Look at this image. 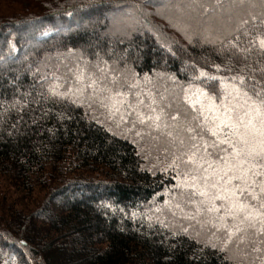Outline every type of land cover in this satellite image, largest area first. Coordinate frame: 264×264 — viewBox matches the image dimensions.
<instances>
[{
	"label": "trees",
	"instance_id": "trees-1",
	"mask_svg": "<svg viewBox=\"0 0 264 264\" xmlns=\"http://www.w3.org/2000/svg\"><path fill=\"white\" fill-rule=\"evenodd\" d=\"M30 1L0 18V264H237L222 245L179 226L176 207L166 213L165 180L129 137L101 122L95 105L49 93L65 77L63 57L71 69L128 67L136 79L182 89L200 85L193 76L215 73L231 54L200 28H174L156 0L149 11L128 0ZM174 1L196 18L205 12L195 0ZM124 8L140 22L133 34L122 33L132 20L116 24Z\"/></svg>",
	"mask_w": 264,
	"mask_h": 264
},
{
	"label": "snow or ice",
	"instance_id": "snow-or-ice-1",
	"mask_svg": "<svg viewBox=\"0 0 264 264\" xmlns=\"http://www.w3.org/2000/svg\"><path fill=\"white\" fill-rule=\"evenodd\" d=\"M195 2L201 7L214 3L215 8H204L206 13L224 6V0ZM249 2L228 0L214 38L205 37L206 42L219 43L231 58L224 66L214 65L215 73L199 70L193 80L200 85L181 89L179 99L185 106L181 126L175 124L180 113L166 111L171 104H165V97L157 101L148 94L151 102L146 105L139 81L129 83L123 73L99 63L69 69L49 93L80 105L87 101L89 107L103 109L117 126L146 125L148 135L156 131L167 137L173 157L169 167L180 177L174 187L191 208L184 218L210 227L213 235L221 233V251L234 245L264 253V12L233 10Z\"/></svg>",
	"mask_w": 264,
	"mask_h": 264
},
{
	"label": "rangeland",
	"instance_id": "rangeland-1",
	"mask_svg": "<svg viewBox=\"0 0 264 264\" xmlns=\"http://www.w3.org/2000/svg\"><path fill=\"white\" fill-rule=\"evenodd\" d=\"M117 3H122L125 0H113ZM132 1L133 4H143L145 5L146 11H149L152 9L150 6H148V3L154 4V0H128ZM156 4L159 8H161L164 12H166L171 17V24L174 28H178L180 31L189 28V34L194 31L195 28H200L201 32L205 37H208V39H213L214 36L212 35L211 31H214L216 34V30L220 28L222 24V15L224 9H228L229 5L226 7H223V9L217 10V12L214 14L213 17L208 19L209 21L206 22L205 19H203V15L205 12H202L200 16L196 18V15H193L194 10H188L186 8V2L181 1H174V0H156ZM31 2L30 0H0V18L2 17H9L12 13H15L16 11L20 10L22 6H24L26 3ZM113 3V2H112ZM169 3V4H168ZM184 4L185 10L179 9V7ZM206 3L204 4L205 8ZM215 4H212V8H215ZM264 8V3L256 2V0H250L249 3L245 4L242 9H236L234 8V11L242 10L244 12H251V13H259L261 9ZM124 14L117 20V23H123L128 22L132 20L131 25L125 26L123 29V34H133L135 30H138L137 28L133 27L134 22L140 23L138 19H132L131 17H127L125 14L129 12L127 8H124L122 10ZM264 12V11H263ZM207 14V13H206ZM214 21V22H212ZM185 23L186 25H189V27H182L181 23ZM211 27L205 28L206 25L210 24ZM169 27V31L171 32ZM173 28V29H174ZM149 29H151L149 27ZM211 29V30H210ZM176 32L177 30L174 29ZM187 32V31H186ZM172 33V32H171ZM178 33V32H177ZM185 33V32H184ZM211 33V35H209ZM173 34V33H172ZM188 34V33H187ZM176 36V34H174ZM180 36V35H179ZM200 38V37H199ZM203 38V40H204ZM202 40V41H203ZM75 63L77 60L80 59V54H75ZM62 60V68L64 69V75L65 77L69 75L68 70L71 69L73 65H70L68 61H66V58H61ZM59 63V62H58ZM61 66V64L59 63ZM94 64L88 63L85 66L88 68H93ZM123 73L128 78L129 83H134L136 81H139L140 89H142L146 95L144 96L145 104H149L151 101L149 99V95L155 96L157 101L160 100V97H165V104L168 103L171 104V107H166V111L171 114L175 115L178 112L180 113V119H178L175 124L177 126H181L184 124L183 119V113L185 111V106L180 102V95H181V88L178 87L176 84L168 83L165 78H163V82L161 83L162 78L156 77L154 80H142V79H136L134 78V72L128 68L124 67L123 69L119 70V73ZM136 75V74H135ZM140 89H134L135 91H138ZM149 100V101H148ZM95 111L99 115L101 122H103L112 132L120 134L125 137H129L133 143H135L140 149H141V157L143 159V164H145L147 167L151 169L153 173H157L162 176V178L166 182V189H165V200L166 203L164 204L163 208L168 212L170 207H176V204L179 203L181 205V208H177V212H182L183 214L178 217H173L175 222L189 230L190 232L194 233L195 236L200 238L201 240L205 242H209L208 244H215L218 243L223 246V237L221 233H217L216 235H213V229H210V227L201 228L199 225H195V222L189 221L184 218L185 214L188 213L191 208L190 206H186L184 204V201L181 199L179 195V190L174 187L176 185L178 179L180 177L177 176L176 171L171 169L169 167V164L172 160V149L170 147V143L167 137L160 135V133L156 131H152L151 135H148L149 129L146 125H140L136 124L133 126L132 123H120L119 126H117V122L108 119L106 112L102 110L101 108L95 106ZM147 111V109H144ZM118 119V118H117ZM172 121H169V124H172ZM173 130L174 133L176 129H170ZM137 133H140V135H137ZM183 209V211L181 210ZM203 219V218H202ZM173 223V222H172ZM231 256L232 259L237 264H264V253H256L252 251L251 246H241L240 249H237L234 245H230L228 249H226ZM259 257V258H258Z\"/></svg>",
	"mask_w": 264,
	"mask_h": 264
}]
</instances>
